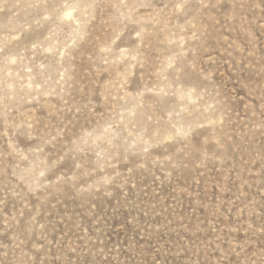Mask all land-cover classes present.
Returning a JSON list of instances; mask_svg holds the SVG:
<instances>
[{
	"label": "rangeland",
	"instance_id": "obj_1",
	"mask_svg": "<svg viewBox=\"0 0 264 264\" xmlns=\"http://www.w3.org/2000/svg\"><path fill=\"white\" fill-rule=\"evenodd\" d=\"M0 264H264V0H0Z\"/></svg>",
	"mask_w": 264,
	"mask_h": 264
}]
</instances>
